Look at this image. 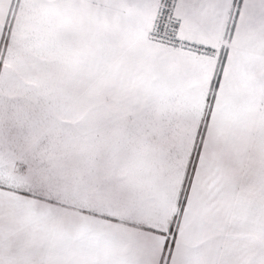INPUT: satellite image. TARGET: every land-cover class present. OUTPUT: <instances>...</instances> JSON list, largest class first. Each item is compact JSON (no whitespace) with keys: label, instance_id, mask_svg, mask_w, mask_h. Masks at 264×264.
I'll return each instance as SVG.
<instances>
[{"label":"snow or ice","instance_id":"snow-or-ice-1","mask_svg":"<svg viewBox=\"0 0 264 264\" xmlns=\"http://www.w3.org/2000/svg\"><path fill=\"white\" fill-rule=\"evenodd\" d=\"M0 264H264V0H0Z\"/></svg>","mask_w":264,"mask_h":264}]
</instances>
